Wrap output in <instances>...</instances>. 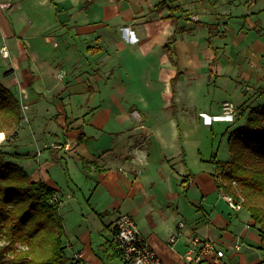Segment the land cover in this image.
<instances>
[{
    "label": "crops",
    "instance_id": "obj_1",
    "mask_svg": "<svg viewBox=\"0 0 264 264\" xmlns=\"http://www.w3.org/2000/svg\"><path fill=\"white\" fill-rule=\"evenodd\" d=\"M156 1L0 0V50L8 52H0V82L19 109L28 106L32 135L33 126L44 133L41 144L15 141L11 150L27 155L14 160L60 194V210L69 199L82 205V228L74 237L80 245H71L82 264H100L93 242L103 239L95 235L103 225L108 232L119 213L134 218L165 264H185L193 235L224 251L212 263L239 264L253 220L244 206L229 207L215 181L217 161L230 158L233 119L217 113L228 100L226 82L237 91L248 84L239 103L255 91L264 100V52L234 66L218 27L210 46L206 27L183 23L197 10L188 0L178 23L166 9H154ZM212 1L196 5L212 11L210 22L217 24L227 10L216 12L218 0ZM176 26L184 31L170 44L172 60L165 44ZM200 113L211 114L209 120ZM56 165L69 174L72 196L51 173ZM241 209L248 213L244 221Z\"/></svg>",
    "mask_w": 264,
    "mask_h": 264
},
{
    "label": "trees",
    "instance_id": "obj_2",
    "mask_svg": "<svg viewBox=\"0 0 264 264\" xmlns=\"http://www.w3.org/2000/svg\"><path fill=\"white\" fill-rule=\"evenodd\" d=\"M168 1L158 0L153 8L166 9L167 18L178 23L186 13L181 5ZM194 22L209 30L207 42L211 46L216 23ZM182 31L183 27L176 26L165 44L172 60L170 44L175 41V34ZM243 114L244 123L233 128L228 137L230 158L217 161V165L226 182L225 190L243 194V206L258 233L264 236V102L246 107ZM22 121L17 97L0 82V132L15 141ZM26 155L0 143V264H81L80 259L68 254L64 244V220L56 190L41 179H32L14 160ZM107 230L101 250L109 259L120 257L110 225Z\"/></svg>",
    "mask_w": 264,
    "mask_h": 264
},
{
    "label": "rangeland",
    "instance_id": "obj_3",
    "mask_svg": "<svg viewBox=\"0 0 264 264\" xmlns=\"http://www.w3.org/2000/svg\"><path fill=\"white\" fill-rule=\"evenodd\" d=\"M191 4L192 8H197V10L193 9L189 13L187 18H183L182 21L184 24H195L194 21H198V23H202L203 21L207 23L210 22L211 18H215V16H211L212 11L208 10L207 12L204 10H201V7L196 5L201 0H188ZM259 3L255 5L254 0H218V6L216 7V12L223 13V11H226L225 15L219 16V14L216 16L220 18V20L217 21V27L220 29L221 34L225 37V43H226V52L227 56L232 61L231 63L240 64L242 63V59L245 56H250L251 53L253 55L258 56L261 52H264V2H261V0H258ZM158 0L156 1V3ZM168 2H173L174 4L182 5L183 0H169ZM176 2V3H175ZM210 2H213L210 0ZM263 3V4H262ZM255 5V6H254ZM218 7V8H217ZM250 7H252L250 9ZM248 9V10H246ZM250 11L252 13H250ZM249 14V17L252 20H246V15ZM207 15V16H206ZM254 25H252V23ZM202 26V25H200ZM203 27V26H202ZM207 32V30H205ZM262 46V47H261ZM263 62H264V55H263ZM62 71V70H61ZM60 71V72H61ZM234 80H239L234 77ZM239 84L242 85V82L238 81ZM226 85V94H228L227 99L228 100H222L220 104V112L217 113L224 117H232L231 120L232 124L230 123L231 127H229L228 132L231 131L233 128L237 127L238 125H242L244 123V119L242 118V115L244 113V110L246 107V104L250 103H257L261 104L264 102L263 99H259V96H257L256 91L250 95V97H247L246 95L243 96V101L246 102H238L240 100V94L247 93L248 92V84L245 83L244 89L237 91L235 87H232L229 85L228 82L225 83ZM257 88V87H256ZM258 91V89H257ZM264 93V92H263ZM224 101H229L233 104L234 110L231 113V115H225L223 112V103ZM241 101V100H240ZM235 102H238L235 103ZM237 104V105H236ZM28 106L26 104L20 103V112L22 117H24V120L22 121L24 123L29 122V124H24L21 128V139H16V144L19 142L24 143L26 145H34L35 139L39 141L41 144L42 141H44L41 138V133L36 126H33V132L34 135H32L31 127L30 125V113H27ZM138 112V111H137ZM139 113V112H138ZM211 114L208 113H200V116L204 118V120L208 119ZM217 115V116H218ZM137 115L136 117H139ZM215 116V117H217ZM242 123V124H240ZM231 129V130H230ZM42 131V126H41ZM48 133V132H47ZM44 134V133H43ZM52 136V135H51ZM225 136H228V133H225ZM5 137V145L10 147V149L15 148V141L8 140L4 134ZM46 139H50V134L48 133L46 136ZM228 142V141H227ZM38 143V144H39ZM51 173L54 174L57 178V182L59 185H62L65 183V191H68L71 194L72 186L69 185V174L64 170H62L61 167L56 165L54 168H52ZM79 193L82 194V190H79ZM241 193V192H240ZM57 195V192H56ZM243 195V194H242ZM60 197V194L57 195ZM72 196V194H71ZM225 202V201H224ZM226 203V202H225ZM80 205L78 202L70 201L67 203L63 210H60V212H63L64 216V227H65V236H64V244L66 247H68V254L72 256L74 259H80L78 254L74 253L72 251V247L77 249L79 247V242L77 243L74 239L76 237V233H78V230L82 228V215ZM247 211L246 210H239V219L244 221L247 219ZM102 234L100 235L99 232H97V235H95L96 239L102 238L104 240V237L108 234V232L105 229V226L102 227ZM257 236V238H256ZM70 239V240H68ZM102 240V242H103ZM98 242V243H102ZM245 247H243L239 253H240V263L239 264H264L262 262V252L264 251V236H261L258 234V230L256 228V225L254 223L249 228V233L247 238L245 239ZM94 251L99 256V263L100 264H121V261L119 257H115L112 259H109L106 257V255L103 254L100 244L97 246L96 242H93ZM74 250V249H73ZM155 250V249H154ZM81 264H82V260Z\"/></svg>",
    "mask_w": 264,
    "mask_h": 264
},
{
    "label": "built area",
    "instance_id": "obj_4",
    "mask_svg": "<svg viewBox=\"0 0 264 264\" xmlns=\"http://www.w3.org/2000/svg\"><path fill=\"white\" fill-rule=\"evenodd\" d=\"M56 44V43H55ZM2 56H7V50L2 47L0 50ZM234 106L229 101H224L223 112L225 115H231ZM134 116L139 115L137 110L132 111ZM24 120V117H23ZM2 141V139L0 140ZM214 178L219 185V191L229 207L237 210L243 206V197L239 192H228L225 190L224 182L221 177L220 167H216ZM233 186L236 185L232 181ZM177 226L182 228L184 222L178 221ZM113 238L119 250L121 264H165L148 240L140 232L134 218L128 213H119L110 224ZM175 234L168 237V242L175 241ZM224 251L218 248L214 241L193 235L189 237L186 243L184 258L187 257L185 264H214L212 260L221 258Z\"/></svg>",
    "mask_w": 264,
    "mask_h": 264
},
{
    "label": "bare ground",
    "instance_id": "obj_5",
    "mask_svg": "<svg viewBox=\"0 0 264 264\" xmlns=\"http://www.w3.org/2000/svg\"><path fill=\"white\" fill-rule=\"evenodd\" d=\"M3 138V132H0V140Z\"/></svg>",
    "mask_w": 264,
    "mask_h": 264
}]
</instances>
